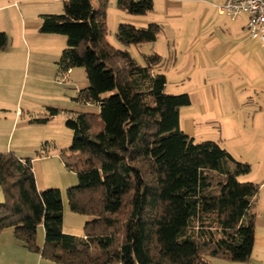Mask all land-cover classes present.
<instances>
[{
    "label": "trees",
    "instance_id": "obj_1",
    "mask_svg": "<svg viewBox=\"0 0 264 264\" xmlns=\"http://www.w3.org/2000/svg\"><path fill=\"white\" fill-rule=\"evenodd\" d=\"M109 0H66L62 13L40 16L38 32L65 37L58 72L84 69L83 103L98 113H77L65 125L73 138L65 167L77 178L66 190L71 212L92 217L82 236L63 233L57 189L37 190L30 158L0 153V232L55 264H210L209 259L246 263L255 235L259 186L241 182L250 166L213 141L194 142L180 127L188 94L165 92L154 71L161 57L139 65L125 49L153 43L160 26L119 23L107 40ZM153 0H116L118 10L144 16ZM0 33V51L7 46ZM110 93L104 97V94ZM46 123L58 110L48 108ZM43 229L42 246L36 244Z\"/></svg>",
    "mask_w": 264,
    "mask_h": 264
},
{
    "label": "rangeland",
    "instance_id": "obj_2",
    "mask_svg": "<svg viewBox=\"0 0 264 264\" xmlns=\"http://www.w3.org/2000/svg\"><path fill=\"white\" fill-rule=\"evenodd\" d=\"M63 1L66 0H58V2L0 0V33H5L8 40L7 46L0 51V74L3 73L5 76L0 89V153L13 152L17 156L32 159L31 165L37 189L60 191L63 205V233L82 236L85 223L92 220V217L73 213L69 209L66 190L77 185V178L65 167L61 153L68 154L73 138L72 131L65 125L67 119L80 112L98 113V107L83 103L79 99V92L88 86L83 68H73L70 70L71 74H60L57 64L54 69L51 66L47 67L48 60L54 59L57 63L60 52L65 48V37L38 32L40 16L61 14ZM154 1L155 11L148 13L146 18L148 23H156L160 26L157 40L155 43L131 45L125 49L139 65H143L148 56L159 55L161 64L154 68V71L166 76L165 92L172 95L188 94L191 86L187 77H190L193 86L196 81L200 82V77H203L200 68L201 62L203 65V58L199 57L200 50H193L204 36L207 19L201 22V13L193 12L188 16L181 14L183 11L176 14V17H171L173 19H169L166 15L157 16L155 12L160 9L161 0ZM110 2L112 5L106 24V38L113 47L122 48L115 38L118 24L112 10L115 8L113 4H116V0ZM195 6H199L202 10L204 7L201 4ZM22 32L23 39H21ZM197 32L200 33L201 38L193 43L192 37ZM173 63H176L175 66ZM179 76L183 77V82ZM109 95L110 93L104 94V97ZM48 108H55L58 113L50 117L46 123L33 121L48 118ZM183 108V112L191 110L195 108V104ZM185 117L181 118L182 125ZM261 126L263 129L260 132L264 137V116ZM215 138L216 135L202 122L194 136V142L218 143ZM251 142H235L230 148L228 147L234 157L230 155L235 160L250 167L254 163V148ZM2 202L3 194L0 189V203ZM41 228H38L36 234V244L39 247ZM34 256L38 254L27 250L14 238L12 228L0 232V264H31ZM43 262L52 264L49 261ZM209 262L210 264H245L215 258L209 259Z\"/></svg>",
    "mask_w": 264,
    "mask_h": 264
},
{
    "label": "crops",
    "instance_id": "obj_3",
    "mask_svg": "<svg viewBox=\"0 0 264 264\" xmlns=\"http://www.w3.org/2000/svg\"><path fill=\"white\" fill-rule=\"evenodd\" d=\"M55 1L58 2V0ZM90 2L94 9L97 8V0H90ZM223 3L224 0H161L160 9L155 12V15H166L169 19H173L171 17H176V14L182 11L181 14L188 16L193 12H199L201 22L207 19L208 26L205 27L204 36L193 50H200L199 57L203 58V65L202 62L200 63L203 77H200L201 80L198 83L195 80V86L190 82V77H187L191 86V91L187 92L190 97L189 106L194 103L195 108L184 112L182 110L184 108H180V127L185 135L194 139L198 127L203 122L216 135L215 141L219 146L221 144V147L233 157L234 154L228 150V147L230 148L235 142L252 141L254 163L247 175L239 177L241 182H252L259 186V193L254 204V245L251 257L245 264H264V137L260 132L263 129L261 122L264 116V50L258 40L249 37L245 15L232 20L218 13L216 6ZM153 4L152 13L155 11L154 0ZM195 4L203 5V10ZM111 5L109 0L106 10L107 23ZM113 5L115 8L112 11L117 18V24L126 22L136 27H145L149 24L147 14L128 16L125 12L118 10L115 3ZM23 32L25 34V30ZM23 32L21 39L24 37ZM199 32L201 33V27ZM199 32L192 37L193 43L201 38ZM17 35L19 36L18 33ZM56 54L58 56L59 52ZM46 64L47 67H56L54 59L48 60ZM173 64L175 66L176 63ZM71 73L69 71V74ZM4 77L3 73L0 74V89H2ZM179 77L183 82V77ZM182 116H186L183 125ZM42 236L41 228L40 246L43 243ZM31 261H33L31 264H46L43 261L47 260L41 259L38 255Z\"/></svg>",
    "mask_w": 264,
    "mask_h": 264
},
{
    "label": "built area",
    "instance_id": "obj_4",
    "mask_svg": "<svg viewBox=\"0 0 264 264\" xmlns=\"http://www.w3.org/2000/svg\"><path fill=\"white\" fill-rule=\"evenodd\" d=\"M216 8L232 20L245 15L249 37L258 40L264 50V0H224Z\"/></svg>",
    "mask_w": 264,
    "mask_h": 264
}]
</instances>
